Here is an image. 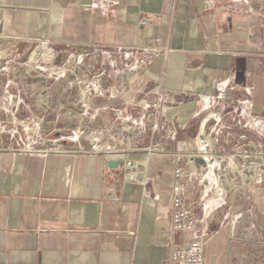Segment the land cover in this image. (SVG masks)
Returning a JSON list of instances; mask_svg holds the SVG:
<instances>
[{
  "label": "crops",
  "instance_id": "obj_1",
  "mask_svg": "<svg viewBox=\"0 0 264 264\" xmlns=\"http://www.w3.org/2000/svg\"><path fill=\"white\" fill-rule=\"evenodd\" d=\"M7 8L29 24L0 39L41 41L37 54L54 59L31 65L24 51L8 64L6 102L23 101L35 69L47 86L37 94L66 101L70 118L108 141L77 153L0 150V264L166 263L191 237L172 228L178 165L205 264H234L246 231L264 248V0H0V18ZM222 91L231 101L212 103ZM124 123L135 128L128 144ZM125 148L170 157L162 168L151 155L145 182L129 181L106 167ZM244 161L259 170L245 178Z\"/></svg>",
  "mask_w": 264,
  "mask_h": 264
},
{
  "label": "rangeland",
  "instance_id": "obj_2",
  "mask_svg": "<svg viewBox=\"0 0 264 264\" xmlns=\"http://www.w3.org/2000/svg\"><path fill=\"white\" fill-rule=\"evenodd\" d=\"M27 15L28 14L25 10H12L7 8L4 12L3 18H0V37L20 38V31L28 28L29 23L27 24V22H25ZM12 17L15 19L12 20ZM34 25L35 24H33L32 27L30 26V28L34 29ZM56 44L57 42L55 45L51 44L50 47L57 49ZM44 47L47 46L38 40H17L14 43V41L10 39H0V146L11 147L17 145H33L36 149L51 148L53 150L61 148L92 150L102 149L106 145L108 138L106 135L102 136L95 134L92 129V122L85 118H78L77 120L70 118V109L72 106H70V104L66 101L58 103L54 102V99L47 97L45 93L42 95L37 94V92H40L41 94L44 91L43 88L46 89L47 86L46 84L37 85V81H39V79L37 78L38 71L35 69L32 70L31 68L28 72L32 78L30 79L29 87L22 89L23 93L21 94V98L23 101H17L12 105L6 102L8 101V96L15 93L11 92L10 88H6V83L9 78L4 69H6L8 64L18 65V63L22 62L19 57L20 54L22 55V53H24V51L28 52L27 58L29 59L31 65H34L38 59H42V61H49L51 63L54 59L53 54L51 53L52 50L50 51L48 49V52H46L43 49V52H41L40 55L37 54L36 49H41L42 51V48ZM3 52H6V54L3 55ZM68 59H70L68 56H62V62H67ZM128 71L129 70H127V77L131 80L135 79L136 77L134 74H129ZM42 73L50 75V72L42 71ZM52 76L56 77L57 75L52 74ZM50 78L52 77L47 79ZM17 89L18 87L14 88L13 91L17 92ZM83 89V91L86 90L85 88ZM121 127L122 126H120L118 133L123 134L125 143L128 144L133 142V138L131 141L126 139L128 134L123 132ZM116 134L114 135L116 136ZM81 137L87 140H85V142L82 140V143H79L78 139ZM97 138L100 141H96ZM75 140H78L76 141L77 143ZM118 151L120 150L117 149L113 154L122 155L123 153H149L148 156L150 157L151 155H157L160 153L163 156H154L152 159H156L160 162L162 168L165 165V161H168L170 157L168 155L169 152L166 151L160 152L152 150L149 152H132L128 150L122 153ZM185 159L188 160V157ZM254 163H256L257 166L259 165L257 161H254ZM254 168L257 167L252 168L251 165H245L243 168L240 167V172L245 178H248L253 175L255 170ZM257 169L259 170V167ZM256 217L257 218L252 219V227H256V221H259V216ZM259 234V232L246 231L238 235V238L246 242V246L241 250L240 255H238L235 259L236 261L234 264H264V248L262 249L261 247Z\"/></svg>",
  "mask_w": 264,
  "mask_h": 264
},
{
  "label": "built area",
  "instance_id": "obj_3",
  "mask_svg": "<svg viewBox=\"0 0 264 264\" xmlns=\"http://www.w3.org/2000/svg\"><path fill=\"white\" fill-rule=\"evenodd\" d=\"M154 20L153 16H142L140 19L141 25H147ZM143 66L141 64L137 65L136 67L131 68L128 73L134 74L135 77H138L141 73ZM232 96L228 91H222L217 95L213 96L212 103H219V102H229L231 101ZM150 117V116H149ZM123 132H126L128 136L126 139L130 141V133L129 130L132 131V138L134 139L135 136V128L133 125L129 123H124L121 127ZM212 141V138L209 139ZM209 143V142H208ZM0 150H13L19 153H31V152H42L43 154H49L53 151L60 152V153H70V152H84L85 149H66L61 148L59 150L47 148V149H36L33 145H25V146H0ZM127 149L125 148L122 151L118 152H126ZM116 155V154H114ZM114 155L110 156L109 158H118ZM129 153H123L122 156H126L123 159L124 164L123 168L119 171L121 172H128L131 169H134V161H132L128 157ZM248 165V161H244L241 165V168ZM187 176L185 169L183 166L178 165L175 168V194L172 199V228L177 231L185 232L191 235L189 239H187L180 247L173 249L170 253L169 259L164 264H205L206 257H205V245L202 240V237L198 235V227H199V217L196 209L190 203V201L182 194L180 191L183 188V183L181 179H184Z\"/></svg>",
  "mask_w": 264,
  "mask_h": 264
},
{
  "label": "bare ground",
  "instance_id": "obj_4",
  "mask_svg": "<svg viewBox=\"0 0 264 264\" xmlns=\"http://www.w3.org/2000/svg\"><path fill=\"white\" fill-rule=\"evenodd\" d=\"M3 55L6 54V52L2 53ZM66 69V68H65ZM68 70V69H66ZM135 76V75H134ZM83 89V87H82ZM81 90V89H80ZM84 90V89H83ZM85 92V91H84ZM85 96V95H84ZM87 98V97H86ZM130 133V141L132 140V131L129 130ZM59 150V149H58ZM149 153H134V154H129L128 157L134 161V169H131L127 172L126 174V179L129 181H139V182H145V177H146V165L149 160ZM124 157V156H123ZM126 181V180H125ZM134 183V182H133Z\"/></svg>",
  "mask_w": 264,
  "mask_h": 264
},
{
  "label": "water",
  "instance_id": "obj_5",
  "mask_svg": "<svg viewBox=\"0 0 264 264\" xmlns=\"http://www.w3.org/2000/svg\"><path fill=\"white\" fill-rule=\"evenodd\" d=\"M124 161L121 158H109L106 162V167L112 172L119 171L123 168Z\"/></svg>",
  "mask_w": 264,
  "mask_h": 264
}]
</instances>
